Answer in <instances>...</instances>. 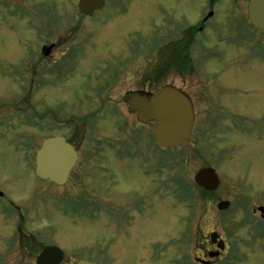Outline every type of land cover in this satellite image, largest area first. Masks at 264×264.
Masks as SVG:
<instances>
[{"label": "rangeland", "instance_id": "rangeland-1", "mask_svg": "<svg viewBox=\"0 0 264 264\" xmlns=\"http://www.w3.org/2000/svg\"><path fill=\"white\" fill-rule=\"evenodd\" d=\"M78 1L0 0V191L12 201L11 212L0 201V264H34L51 245L60 264H195L211 232L229 245L218 264H264V233L255 240L243 221L264 198V32L248 23V0H106L93 18ZM164 85L189 94L194 124L190 143L167 151L170 169L155 173L165 160L153 124L121 98ZM102 100L109 110L96 118ZM71 115L60 130L51 120ZM55 134L81 151L63 187L33 175L34 152ZM110 166L119 175L106 183ZM203 167L220 178L206 199L193 182ZM91 197L96 206L75 209ZM222 200L232 208L219 213ZM246 231L254 244L234 248Z\"/></svg>", "mask_w": 264, "mask_h": 264}, {"label": "water", "instance_id": "water-1", "mask_svg": "<svg viewBox=\"0 0 264 264\" xmlns=\"http://www.w3.org/2000/svg\"><path fill=\"white\" fill-rule=\"evenodd\" d=\"M102 5L103 0H79L77 7L80 12L90 16ZM247 17L255 28L264 31V0H249ZM49 51L50 47L45 49L44 54ZM128 97L126 104L129 113H134L139 122H155L156 126L152 131L159 146L172 147L188 143L193 122V110L187 95L172 86H163L147 97H143L140 92L132 93ZM75 160V152L63 138L47 139L42 142L40 149L35 154V173L41 179L62 185L66 182ZM194 181L198 186L208 191L214 190L218 185L216 175L210 168L200 170L194 176ZM226 206L227 203H220L218 208H226ZM213 237L214 235H211V238ZM209 256H213V254H209ZM60 261V251L52 247L46 248L40 253L36 264H58ZM77 264L91 263L81 261Z\"/></svg>", "mask_w": 264, "mask_h": 264}, {"label": "flooded vegetation", "instance_id": "flooded-vegetation-1", "mask_svg": "<svg viewBox=\"0 0 264 264\" xmlns=\"http://www.w3.org/2000/svg\"><path fill=\"white\" fill-rule=\"evenodd\" d=\"M183 62H185V67L187 68V69H190V72L192 71V69L190 68V66L188 65V63H189V59H187V60H185V59H183ZM193 72H191V74H192ZM201 82V81H200ZM198 86V84L196 83V85L194 86L193 85V83H192V87L194 88V89H198V88H196ZM145 92H151V91H149V90H144ZM196 92H198L197 90H196ZM193 102V101H192ZM194 108V107H193ZM76 119V116L75 115H72L71 117H70V119H67V121H69V123L67 124V125H71L72 124V122L74 121ZM78 119V118H77ZM52 120H54L55 121V125H56V127H58V128H60V127H62L64 124H66L65 123V120H62L61 118H59V117H53L52 118ZM60 120H62V121H60ZM79 120V119H78ZM83 123H85V120H84V122ZM68 139V138H67ZM72 146H73V148H74V150L76 151V155H77V161H76V164H75V167L77 166V164L80 162V159H81V151H80V148H79V146H77L75 143H73V142H71L69 139L67 140ZM92 152V155H91V157H96V153L97 152H99V151H95V150H92L91 151ZM121 153H123V150L121 151ZM115 153H112L111 152V155H110V159L111 160H114V158H116V156L114 155ZM155 156L157 157V153L155 152ZM158 158V157H157ZM74 167V168H75ZM74 168H73V170L72 171H74ZM158 168H159V166H158ZM108 169L110 170L109 171V175L107 176V174L105 175V178H106V183H107V181H108V179H110V180H116V179H118V175H119V169L118 168H116L115 167V169H116V171H115V169L114 168H112L111 166L109 167V168H106V170H105V172H107L108 171ZM70 176V175H69ZM68 179H69V177H68ZM68 182V181H67ZM65 186V185H64ZM111 186V182L110 183H108V187H109V192L111 193V195H112V192L113 191H111V189H112V187H110ZM219 186L220 185H218V187L217 188H219ZM77 191V190H76ZM215 191H217V190H215ZM215 191H213V192H215ZM113 197H120V195L118 194L117 196H115V195H112ZM208 193H205V195L203 196V198H208ZM77 199V198H76ZM94 199V200H93ZM90 200L92 201V203H93V207L94 206H96V201H95V198L93 197H91L90 198ZM256 201H258V203H254V206L253 207H251L252 209L250 210V212L248 211V208H246V210H243V212H244V217H243V221L245 222V224H246V226L248 225V226H250L251 228H250V231L248 232L249 233V236L250 237H252V238H254L255 240L258 238V235L260 234V233H264V198L262 199H257ZM75 202H76V200H75ZM229 203H230V207L232 208V203L229 201ZM230 207H229V209H230ZM259 207H263V209L262 210H259L258 208ZM229 209H227V210H225V211H221V212H219V213H223V212H227V211H229ZM249 213V214H248ZM248 215H249V217H248ZM12 218V217H11ZM222 218V217H221ZM11 221H12V219H11ZM216 234H217V237H216V243L218 244V242H222V245H223V249H222V251H218L217 249H216V244H212L211 242H210V240L208 239V237H207V240L205 241V244H206V248H205V253H206V257L207 258H199V257H195V259H201V260H205V261H207V262H209L208 264H218L219 262H217L218 261V259L220 258V255L222 254V253H224V252H226V250H228L229 249V245H228V241H226V239L225 238H223V235L220 233V232H215ZM246 235V236H245ZM245 235L244 234H239V236L238 235H234V241H233V246H234V248H238L237 247V244H238V242L239 243H243L245 246L247 245V236H248V234H247V231L245 232ZM250 239V238H249ZM248 242H252L253 243V241L250 239V241H248ZM254 244V243H253ZM238 250V249H237ZM215 252V253H214ZM208 253H214L215 255L213 256V258L212 259H210V258H208ZM239 255H238V257L239 258H241V254H240V252L238 251L237 252ZM195 264H199V263H196L195 262Z\"/></svg>", "mask_w": 264, "mask_h": 264}, {"label": "bare ground", "instance_id": "bare-ground-1", "mask_svg": "<svg viewBox=\"0 0 264 264\" xmlns=\"http://www.w3.org/2000/svg\"><path fill=\"white\" fill-rule=\"evenodd\" d=\"M105 8H106V6L104 7V9H105ZM104 9H103V10H104ZM105 23H106V22H105ZM105 116H106V114L103 116V118H105Z\"/></svg>", "mask_w": 264, "mask_h": 264}]
</instances>
